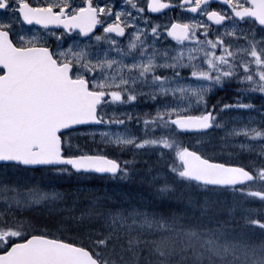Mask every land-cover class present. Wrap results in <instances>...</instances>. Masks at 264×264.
<instances>
[{
    "label": "snow or ice",
    "instance_id": "obj_1",
    "mask_svg": "<svg viewBox=\"0 0 264 264\" xmlns=\"http://www.w3.org/2000/svg\"><path fill=\"white\" fill-rule=\"evenodd\" d=\"M0 264H264V0H0Z\"/></svg>",
    "mask_w": 264,
    "mask_h": 264
},
{
    "label": "rangeland",
    "instance_id": "obj_2",
    "mask_svg": "<svg viewBox=\"0 0 264 264\" xmlns=\"http://www.w3.org/2000/svg\"><path fill=\"white\" fill-rule=\"evenodd\" d=\"M218 93H221V94H224V96H227V95H229L230 93H226V92H218ZM253 103H256V104H260L261 103V101L257 98V99H254L253 100ZM214 135H222V133H215ZM82 139H83V142L86 140L85 138H83L82 137ZM147 158V157H146ZM241 162H243V161H241ZM137 167H142L141 165H137ZM131 182V181H130ZM133 183H135V184H137V185H139V186H141L142 187V183L140 182V177H139V175L131 182V184H133ZM105 186L103 187V188H106L107 187V185H110L109 183H105L104 184ZM134 185V184H133ZM96 186H99V185H96ZM135 186V185H134ZM102 187V186H101ZM137 187V186H136ZM112 188V190L113 191H110V192H114V193H116L117 191H115V188L114 187H111ZM132 189H128V190H126V193H128L129 195L130 194H132ZM118 193V196H120V197H124V196H127L126 194H123V195H119V192H117ZM144 193V192H143ZM140 195H143V194H141L140 193ZM139 197L140 196H137V200H139ZM144 201L145 202H147V199H144ZM39 214V213H38Z\"/></svg>",
    "mask_w": 264,
    "mask_h": 264
},
{
    "label": "trees",
    "instance_id": "obj_3",
    "mask_svg": "<svg viewBox=\"0 0 264 264\" xmlns=\"http://www.w3.org/2000/svg\"><path fill=\"white\" fill-rule=\"evenodd\" d=\"M222 95H224V94H222ZM188 139H191V138L188 137ZM129 196H131V194ZM133 196H134V201L136 200L135 197L137 198V196H144V198L147 199V200L148 199L150 200V198H151L150 194L148 192L143 193V195H140V192H139V194L135 193V194H133ZM228 197H229V195H227V198Z\"/></svg>",
    "mask_w": 264,
    "mask_h": 264
}]
</instances>
